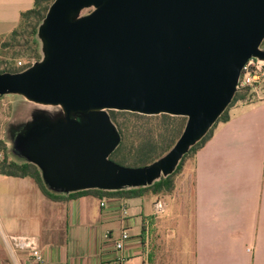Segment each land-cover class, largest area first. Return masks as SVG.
<instances>
[{
  "label": "water",
  "instance_id": "water-1",
  "mask_svg": "<svg viewBox=\"0 0 264 264\" xmlns=\"http://www.w3.org/2000/svg\"><path fill=\"white\" fill-rule=\"evenodd\" d=\"M39 38L44 57L0 73V97L60 106L64 117L35 126L15 149L55 192L145 186L215 124L247 61L264 60V0H54ZM108 110L187 122L158 161L126 167L109 158L120 135Z\"/></svg>",
  "mask_w": 264,
  "mask_h": 264
},
{
  "label": "crops",
  "instance_id": "crops-1",
  "mask_svg": "<svg viewBox=\"0 0 264 264\" xmlns=\"http://www.w3.org/2000/svg\"><path fill=\"white\" fill-rule=\"evenodd\" d=\"M34 1L0 0V37ZM193 169L190 222L186 216L191 264H264V96L230 107L229 119L194 155ZM59 194L51 199L32 178L0 173V264H114L124 229L126 264L154 263L158 222L148 196ZM22 235L38 239L42 262L14 248L9 236Z\"/></svg>",
  "mask_w": 264,
  "mask_h": 264
},
{
  "label": "trees",
  "instance_id": "trees-1",
  "mask_svg": "<svg viewBox=\"0 0 264 264\" xmlns=\"http://www.w3.org/2000/svg\"><path fill=\"white\" fill-rule=\"evenodd\" d=\"M54 0H35L32 8L20 14L17 26L12 32L0 37V54L8 53L9 59H17L21 55H28L29 59L42 60L39 48V28ZM264 42V41H263ZM11 51V53H10ZM22 62V65L11 66L7 61L0 59V73L22 72L32 66V62ZM4 65V66H3ZM4 96V95H3ZM2 97V96H1ZM253 94L249 89H238L234 97L221 114L215 124L204 137L190 147L182 157L175 170L145 186L123 187L114 190L91 188L66 193L68 196H77L83 193H97L103 195H117L125 198L145 197L149 194L157 195L162 192H172L175 189V175L182 167L184 160L190 155L192 158L212 136L215 127L220 122L229 119V109L238 101L251 100ZM110 118L120 135V142L110 155V160L126 167L149 166L164 155L175 145L181 136L186 122V116L146 115L130 111L108 110ZM0 173L12 177H30L40 187L42 192L51 199H61L60 192L50 190L42 177L40 168L28 161L19 162L9 158L6 141L0 139Z\"/></svg>",
  "mask_w": 264,
  "mask_h": 264
},
{
  "label": "rangeland",
  "instance_id": "rangeland-1",
  "mask_svg": "<svg viewBox=\"0 0 264 264\" xmlns=\"http://www.w3.org/2000/svg\"><path fill=\"white\" fill-rule=\"evenodd\" d=\"M92 9L83 10L82 15L89 13ZM39 48L43 58L41 41ZM261 48L264 49V42ZM9 55L8 53L0 54V59L9 62L11 66H19V61L24 63L30 60L28 55H21L15 60L9 59ZM30 61L35 63L36 58ZM262 95L264 96V92ZM63 117L60 106L38 104L18 94L0 97V139L6 141L9 158L19 162L26 161L15 149L17 141L35 126L39 128L51 126L61 121ZM80 118L79 115H72L73 120H80ZM193 174V158L190 155L174 176L176 184L172 192L148 195V204L152 208L150 216L158 222L157 232L152 235V243L156 248V252H153V254L156 253L153 264H191L186 216L190 222L194 209ZM157 201L162 202L164 206L162 211H156ZM174 226H176L177 236L173 234Z\"/></svg>",
  "mask_w": 264,
  "mask_h": 264
},
{
  "label": "built area",
  "instance_id": "built-area-1",
  "mask_svg": "<svg viewBox=\"0 0 264 264\" xmlns=\"http://www.w3.org/2000/svg\"><path fill=\"white\" fill-rule=\"evenodd\" d=\"M19 65L22 62L19 61ZM238 89H249L253 98H261L264 92V60L257 57L250 58L242 68L239 78ZM156 211H162L164 206L161 201L155 203ZM124 216L129 215L127 207L122 208ZM130 238L128 229L122 231L121 237L115 242V260L114 264H126V258L123 253L125 243ZM14 248L28 250L34 256L37 262H42L44 255L39 247L38 239L35 236H9Z\"/></svg>",
  "mask_w": 264,
  "mask_h": 264
}]
</instances>
